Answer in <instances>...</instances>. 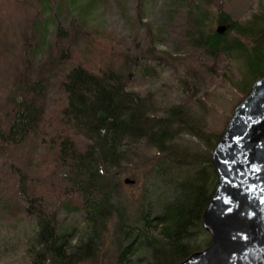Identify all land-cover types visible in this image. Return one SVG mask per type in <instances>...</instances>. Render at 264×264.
Instances as JSON below:
<instances>
[{"label":"trees","instance_id":"obj_1","mask_svg":"<svg viewBox=\"0 0 264 264\" xmlns=\"http://www.w3.org/2000/svg\"><path fill=\"white\" fill-rule=\"evenodd\" d=\"M52 1L37 0L38 20L53 29L47 33L44 27L39 39L48 44L47 79H56L61 97L47 106L19 77L0 98V179L13 187L0 203L16 212L0 238L1 259L4 264H99L104 236L114 225L113 264H180L210 244L201 217L218 177L209 154L179 140L186 135L213 149L222 134H207L189 106L164 108V90L133 86L128 59L135 56H129L123 38L89 27L70 8L61 21L59 1ZM179 3L189 45L212 60H225L223 77L243 100L264 77V2L243 20L224 5L214 13L201 1ZM29 69L25 65L26 76ZM140 168L150 198L158 179L165 192L148 208L142 201L132 210L134 203L120 195V182L127 169L136 181Z\"/></svg>","mask_w":264,"mask_h":264},{"label":"rangeland","instance_id":"obj_2","mask_svg":"<svg viewBox=\"0 0 264 264\" xmlns=\"http://www.w3.org/2000/svg\"><path fill=\"white\" fill-rule=\"evenodd\" d=\"M58 1L59 7L63 10L61 21L64 16L67 17L70 8L73 17L78 20L86 19L89 27L108 32L114 38H123L129 56L134 55L138 62V65H135L132 62L135 57H128V63L132 66L128 69L132 73L127 76L133 86L139 89L164 90L165 98L162 101L164 108L189 106L191 115L205 126L207 134L211 136L222 134L233 109L241 100V94L223 77L224 59L218 56L220 60H212L189 45L186 37V18L179 8L180 0H120L121 4H118L117 0ZM197 1L206 3V9L214 13L220 5H224L234 17L242 20L246 19L260 2H264V0ZM53 2L54 0L51 4ZM39 10L41 6L37 0H0V98L2 100L5 99L8 91L16 86L19 77L22 84L36 89L42 96L40 99L44 100L47 106L61 97L55 85L56 79L54 77L47 79L46 76L49 63L46 64L44 58L48 44H40L39 38L43 35L44 27L49 29H45L47 33L53 32V29L50 30L49 26L43 25L38 20ZM71 33L69 32V38ZM50 39L57 44L55 37ZM75 41L72 38L68 46H72ZM25 65L30 68V74L27 76L24 73ZM215 77H218V80L214 82L212 78ZM179 142L182 145L192 146L196 152L203 154L210 155L212 149V146L198 144L196 140L186 135L180 137ZM142 169L135 172L138 177L136 181L132 180V184L123 182L125 178L131 177L130 170H124L120 182V195L130 203H134L132 210L142 204V201L148 208V203L152 202L154 197L161 198L165 192V188L162 187L163 182L158 179L152 186V198H150V187L145 184L148 183V178L146 175L144 177ZM205 178H202L203 183ZM11 191H13L11 181L0 179V196L5 195L9 198ZM143 192L146 194L145 199L140 200ZM168 193L169 191H166V194ZM163 200L165 199L161 201L164 202ZM9 201L12 203L11 198ZM15 213V210L5 202L0 203V238L7 232L5 224L13 219ZM113 228L114 225L108 226V232L104 236L106 245L104 244L101 251L99 264H113L112 251L117 248L113 244L114 234H111ZM118 239H121V235ZM4 246L5 242L0 240V264H4L1 259ZM7 248L11 250L12 247L10 245Z\"/></svg>","mask_w":264,"mask_h":264},{"label":"water","instance_id":"obj_3","mask_svg":"<svg viewBox=\"0 0 264 264\" xmlns=\"http://www.w3.org/2000/svg\"><path fill=\"white\" fill-rule=\"evenodd\" d=\"M209 159L218 182L201 226L211 241L180 264H264V77L235 106Z\"/></svg>","mask_w":264,"mask_h":264}]
</instances>
